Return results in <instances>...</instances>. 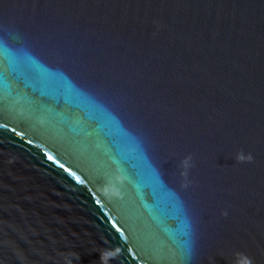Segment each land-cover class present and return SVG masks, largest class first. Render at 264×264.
Returning a JSON list of instances; mask_svg holds the SVG:
<instances>
[{
	"label": "water",
	"instance_id": "obj_1",
	"mask_svg": "<svg viewBox=\"0 0 264 264\" xmlns=\"http://www.w3.org/2000/svg\"><path fill=\"white\" fill-rule=\"evenodd\" d=\"M0 264H264V0H0Z\"/></svg>",
	"mask_w": 264,
	"mask_h": 264
},
{
	"label": "snow or ice",
	"instance_id": "obj_2",
	"mask_svg": "<svg viewBox=\"0 0 264 264\" xmlns=\"http://www.w3.org/2000/svg\"><path fill=\"white\" fill-rule=\"evenodd\" d=\"M52 157H49V159H51Z\"/></svg>",
	"mask_w": 264,
	"mask_h": 264
}]
</instances>
